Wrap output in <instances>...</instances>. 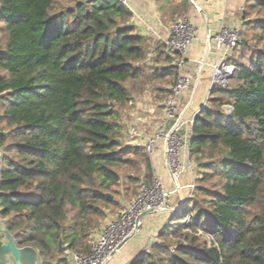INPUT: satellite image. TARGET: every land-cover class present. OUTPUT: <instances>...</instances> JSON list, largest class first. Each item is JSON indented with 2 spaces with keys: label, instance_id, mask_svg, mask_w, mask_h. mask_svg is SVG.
Here are the masks:
<instances>
[{
  "label": "trees",
  "instance_id": "1",
  "mask_svg": "<svg viewBox=\"0 0 264 264\" xmlns=\"http://www.w3.org/2000/svg\"><path fill=\"white\" fill-rule=\"evenodd\" d=\"M65 2L0 0V220L39 264L90 252L92 232L120 208L116 168L135 165L129 155L150 187L144 148L121 141V110L145 83L160 89L178 77L179 55L161 42L146 62V39L117 0ZM187 7L182 0L179 15ZM249 9L262 15L247 21ZM241 17L255 46L241 38L235 73L211 85L190 130L199 196L131 264H264V0H245ZM126 180L125 191L144 181Z\"/></svg>",
  "mask_w": 264,
  "mask_h": 264
},
{
  "label": "built area",
  "instance_id": "2",
  "mask_svg": "<svg viewBox=\"0 0 264 264\" xmlns=\"http://www.w3.org/2000/svg\"><path fill=\"white\" fill-rule=\"evenodd\" d=\"M117 1L129 10L132 15L134 14V9L131 5L132 0ZM241 38L242 35L239 29L224 25L220 26L216 34L209 36L210 40L206 48L208 50L212 48L215 56L213 63L210 64L212 71L210 86L212 84H219L226 87L224 84H227V80L233 76L236 70L229 62V59L232 56V51L240 43ZM157 39L159 42L165 44L170 52H176L179 55L175 63L179 75L176 84L170 89V96L164 104L165 118L157 127L154 135L143 142V147L148 154L153 155L155 153L154 149H156L159 144L163 146L170 179L174 186L177 185L179 187V190L167 191L161 181L156 177H154V187L148 188V186L146 187L142 184L137 198L127 203L121 212L109 219L104 227H102L97 238L92 241L90 252L86 256H81L77 253H68V251L66 252L69 254L68 258L70 264H107L120 249L141 230L142 219L147 212H177L178 206L184 203V198H181L176 206H172L171 196L176 191H181L182 189L187 190V192L194 191L195 184L191 178L184 186L179 185L185 170V167L182 166L183 162L179 158V151L183 148H188L185 141H189L191 126L195 116L200 110L188 117H186L185 114L176 130L173 133L170 131L179 114L186 106L180 107V96H183L187 91L191 84V80L184 73H181V70L185 66L187 51L193 42L197 40L196 29L190 23L187 16H183L182 19L174 21L165 38L157 37ZM150 53L153 54L154 50H151ZM206 103L207 102H204L203 107L206 106ZM129 105H131L130 102ZM226 108H228V106L224 107V110L229 114ZM180 129L184 130V142H182L178 136ZM128 131L130 136L135 138L139 137V133L135 126H129ZM187 164H189V162H187ZM188 220L189 218H186V221ZM156 240L157 237L153 239L154 242Z\"/></svg>",
  "mask_w": 264,
  "mask_h": 264
},
{
  "label": "crops",
  "instance_id": "3",
  "mask_svg": "<svg viewBox=\"0 0 264 264\" xmlns=\"http://www.w3.org/2000/svg\"><path fill=\"white\" fill-rule=\"evenodd\" d=\"M186 1L188 7L182 16H187L190 23L196 29L197 35V40L193 42L185 57L184 74L190 78L191 86H194L197 71L202 66L200 83L187 111L189 112L190 108L195 105L194 111L189 114L192 115L204 104V99H200L203 89L206 88L209 92L210 84L208 78L212 76L210 64L213 63L215 57L213 49L211 48L208 50L206 48L209 44V36L216 34L221 25L237 29H246V27L245 22L241 19L244 5L243 0ZM181 2L182 0H132L131 5L134 9V14L131 15L130 22L134 26L135 31L145 37L147 51L153 50L155 45L159 42L157 37L165 38L167 36L168 30L179 16L178 8ZM203 73H206L204 77ZM170 88L171 85L160 89L157 88L158 94L156 93V95L161 97L164 96L165 98L167 95L164 91H169ZM188 91L189 90L183 94L181 99L187 97L189 100L192 89ZM131 101L134 102V107L131 108L127 104L121 110V141L125 145L140 146L147 136H151L161 121L164 120L162 102L158 104L156 99L150 100L148 97L141 95V93L133 94ZM132 123L135 124L139 133V137H136V139L129 135L128 128ZM185 143L189 145V141H185ZM154 156H156V159L153 158ZM151 164L154 177L159 179L162 184V176L164 177V175H162L163 170L167 173L165 177L170 179L163 146H159L157 151H155L151 158ZM189 177H183L179 185L184 186L190 179ZM172 190H176L174 184ZM186 193L187 190L185 189L176 191L172 196L171 205L176 206ZM146 222V226L141 228V230L131 238L107 264H131L146 248L150 247L153 239L158 237L165 222L160 227L156 236L152 233L153 224H151L150 219H146Z\"/></svg>",
  "mask_w": 264,
  "mask_h": 264
},
{
  "label": "rangeland",
  "instance_id": "4",
  "mask_svg": "<svg viewBox=\"0 0 264 264\" xmlns=\"http://www.w3.org/2000/svg\"><path fill=\"white\" fill-rule=\"evenodd\" d=\"M244 1L245 0H243V4H244ZM60 3L62 4V5H67V3L65 2V0H60ZM243 7H244V5H243ZM247 13H248V19H247V21L248 20H253V19H255V18H257V17H260L261 15H262V13H261V11H259L258 9H252V10H248L247 11ZM182 15H184V14H182ZM181 14L177 17V19H182V16ZM176 19V20H177ZM242 19V18H241ZM175 20V21H176ZM174 23V22H173ZM245 24H246V22H245ZM242 28V27H241ZM240 31H241V35H242V37H243V40H245L246 42H248V44H250V45H254L255 43H256V41H255V38H254V32L253 31H251L250 29H239ZM212 35H214V34H212ZM4 42H5V35H3V34H0V46L2 45V44H4ZM255 46V45H254ZM242 44L239 46V48L238 49H240V50H242ZM240 50H239V52H240ZM150 51L151 50H148V56H147V59H146V62L147 63H151L152 62V58L154 57V53L152 54V53H150ZM177 68V67H176ZM176 72H177V76L179 75V73H178V68H177V70H176ZM181 73H184V68L181 70ZM204 74L206 75V73H203V77H204ZM178 78V77H177ZM209 79V84H210V82H211V80H212V76L210 77V78H208ZM177 81V80H176ZM176 84V82L174 83V85ZM210 86V85H209ZM173 86H171V88H172ZM192 87H193V85L191 86V84H190V86H189V88L187 89V90H189L190 91V89H192ZM211 87V86H210ZM210 87H209V89H210ZM157 84H151V83H145L144 84V86H143V88H141V91H140V93H141V95H144V96H146V97H148L150 100L151 99H156L157 101H158V104L159 103H161L162 102V109H163V112H164V118H165V102H166V100H167V98L170 96V92H169V94H168V96L167 97H165L164 98V96H157L156 95V93H157ZM170 88V89H171ZM188 91V92H189ZM207 92H208V90L206 89V88H204L203 89V92H202V94L200 95V99L202 98V99H204V101L203 102H208L207 100H208V98H209V96L207 95ZM158 94V93H157ZM155 96H157V97H155ZM154 97V98H153ZM182 96H180V98H181ZM188 100V98L186 97L185 99H181V104H180V107L181 106H184V105H186L187 104V101ZM131 103V105H129V103H128V106L129 107H134V102H130ZM206 105H207V103H206ZM194 109H195V105H193L191 108H190V111L189 112H187L186 113V117H188L189 116V114H191L190 112H193L194 111ZM124 118H126V117H124ZM163 121H161V123H162ZM160 123V124H161ZM159 124V125H160ZM158 125V126H159ZM132 126H135V124L134 123H132ZM157 126V127H158ZM0 129H1V127H0ZM156 130H157V128H156ZM155 130V131H156ZM155 133V132H154ZM154 133L151 135V136H147V138L144 140V142L145 141H147V139H149V138H151L153 135H154ZM178 136H179V139L182 141V142H184V130H182V129H180L179 130V132H178ZM132 137V136H131ZM132 138H135V137H132ZM136 139V138H135ZM140 146H142L143 147V143L140 145ZM159 146L160 147H162V145L161 144H159ZM158 146V147H159ZM189 146V145H188ZM158 147L156 148V149H154L155 151H157V149H158ZM144 148V147H143ZM154 151V152H155ZM144 152H145V154H146V156L149 158V160H150V163H151V158H152V156L153 155H150V154H148L146 151H145V149H144ZM1 155H2V152H1V149H0V157H1ZM129 157L131 158V159H133V161L135 162V165H133V166H125V167H119V168H116L117 169V172L120 174V176H121V182H120V185L122 186V190H123V193L122 194H120L119 196H118V198L120 199V208H119V210L118 209H111V210H109V211H107V215H106V217L103 219V220H101L100 221V223H99V226H98V228L97 229H95L93 232H92V234L90 235V246H91V243H92V241L93 240H95L96 238H97V236L99 235V233H100V231H101V229H102V227H104V225L107 223V221L109 220V219H111V218H113V217H115L117 214H118V212L119 211H121L123 208H124V206L131 200H134L135 198H137V196L139 195V191H140V189L138 188V186H139V184H136L132 189H131V186L132 185H129L130 186V189H128V190H124V188L126 189L127 187V180H126V178H127V176L128 175H130V176H134V177H138L139 179H140V182H142L143 180H144V164H143V162H142V160H141V158H139V157H137V156H134V155H129ZM154 159H156V156H154L153 157ZM179 158L181 159V161L183 162V165L182 166H184L185 167V170H184V172H183V176H182V178L184 177V178H187V177H189V178H191V180H193L194 181V184L196 183V184H199L198 183V179L200 178V171H198V169H197V165H196V162L194 161V159H190L189 158V156H188V148H183V149H181L180 151H179ZM163 159V158H162ZM187 162H189V164H187ZM151 167H152V164H151ZM153 170V169H152ZM163 172V174L162 175H164V177L162 176V178H163V180H162V182H163V186H164V188L167 190V191H171L172 190V187H173V182H172V180L171 179H169L168 177H165L166 176V171H162ZM154 176V175H153ZM182 178H181V180H180V182L182 181ZM142 184H146V182H145V180L142 182ZM141 184V185H142ZM154 185V177H153V182L151 183V185H150V187H148V188H151L152 186ZM146 187H147V185H145ZM154 187V186H153ZM208 187H210V185L208 186ZM140 188H141V186H140ZM139 189V190H138ZM173 196V195H172ZM172 196H171V199H172ZM199 195L197 194V192L195 191H193V192H187L185 195H183L182 196V198H184L183 199V202L185 203V202H188L191 198H193L194 200L196 199V197H198ZM183 205V204H182ZM182 205H179L178 206V210H179V208L182 206ZM173 213L174 212H162V213H157V212H152V213H148L147 215H145L144 217H143V219H142V228H144L145 226H146V219H150V222H151V224H153V227H152V233H154V235L156 236L157 235V233H158V231H159V229H160V227L164 224V222H165V224L169 221V219L171 218V216L173 215ZM177 220L178 219H176L175 221L177 222ZM183 222H186V219L185 220H183ZM162 240V239H161ZM173 240H175V239H171V242H173ZM155 242H159V240L157 239ZM154 243V241H152V243H151V245ZM150 245V246H151ZM150 250V247H148V248H146L145 249V251H143V252H148Z\"/></svg>",
  "mask_w": 264,
  "mask_h": 264
},
{
  "label": "water",
  "instance_id": "5",
  "mask_svg": "<svg viewBox=\"0 0 264 264\" xmlns=\"http://www.w3.org/2000/svg\"><path fill=\"white\" fill-rule=\"evenodd\" d=\"M202 66L198 69L197 75H196V81L192 88L191 96L183 109V111L179 114L176 122L171 128V133H173L176 128L178 127L181 119L188 111L194 95L196 93V90L200 83V74H201ZM227 86V84H224ZM203 108V105L200 107L199 110ZM229 112V115L232 111L231 107L226 108ZM190 145V143H189ZM176 189L179 190V187L177 185ZM109 198H112L111 195H107ZM153 211H149L148 213H152ZM0 234L3 236V243L0 245V264H39V255L37 250L30 246L20 247L16 244L14 237L5 229L3 226L1 220H0ZM58 249L62 252H67V248L62 245V241L59 240L58 242Z\"/></svg>",
  "mask_w": 264,
  "mask_h": 264
}]
</instances>
